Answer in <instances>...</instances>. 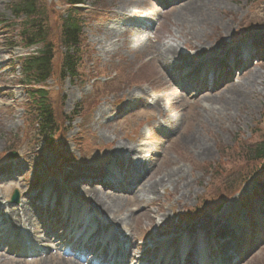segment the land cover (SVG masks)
Masks as SVG:
<instances>
[{"label": "rangeland", "instance_id": "rangeland-1", "mask_svg": "<svg viewBox=\"0 0 264 264\" xmlns=\"http://www.w3.org/2000/svg\"><path fill=\"white\" fill-rule=\"evenodd\" d=\"M86 1L87 6L83 11L86 25L81 49L82 59L75 79L60 76L65 56L62 18L67 6L62 0L38 2V13L42 19L40 28L46 35V42L52 46L54 58L52 76L46 82L45 88L50 93V104L56 114L58 126L62 131L66 127L69 130L67 140H63V136L59 137L64 151L67 152V156L61 157L58 149L36 138L35 125L30 115L35 111L31 106V90L33 88V92H37L40 86L30 88L25 86L20 74V61L18 63L15 61L16 58L22 59L21 57L41 49L42 45L29 50L20 49L22 45L19 42L18 47L13 50L9 46L12 38L20 34L23 37L25 32L27 35H24L23 43L27 44L25 42L32 37V32L39 28L34 29L33 23L25 17L16 20L9 8L10 0H0V171H14L15 175L11 180L0 179L1 205L6 209H16L20 216H23L20 207L25 205L30 213V220L22 218V226L25 228L19 231L24 233L26 230L29 231L32 221L36 225L32 231L37 232L40 225L26 201L24 196L26 190L48 185L57 189L51 188L53 191H59L61 195L68 192L72 196L81 195L82 201L86 200L90 204L87 217L96 225L94 227L92 224L91 229H86L85 226L82 228L89 235L98 232V228H106L107 230H101L103 234H100L103 239L108 240L116 231H120V228L112 223L114 220L109 217L112 214L105 209L97 206L102 213L97 212L103 215H98L94 209L91 210L95 203L88 192L93 190L96 192L93 194L98 193L101 202L118 201L121 208L118 216L128 219L130 225L121 232L128 237L132 235L131 242L145 238L147 231L151 229L154 230L152 235H155L158 224L164 221V217L169 219L171 225L189 224L192 219L195 221L194 227L206 219L211 222L210 226L213 224L211 228L213 237L208 240V246L214 245L211 240L226 237L225 252H234L239 231L234 232L230 227L234 234H229L227 223L230 217L215 219L212 218L211 211L219 208L218 211L221 212L223 207L237 196L235 195L237 192L240 191L242 194L243 190L247 189V184L252 188L258 183L257 181L244 184L243 179L253 176V173L263 165L261 162L247 159L246 154L249 153L251 146L264 138V63L258 68L251 69L248 75L245 76V73L244 77L235 82L242 93L240 100H234V93L228 92L230 88L221 90L218 95H209L206 92L211 90L204 88L199 94L202 98L192 103L178 96L184 94L193 98L195 92L190 90L182 93L181 89L174 85L179 77L176 70L179 69L170 68L169 74L172 77L170 81L167 71L159 67V60L153 59L152 53L157 49L162 57H165V52L175 50V55L185 53L195 56L187 68L211 62L213 59L210 61L205 57L217 46H221L222 50L213 52L210 56L218 54L220 56L224 51L228 53L247 37L264 36V0H221L220 7H215L218 1L212 0L213 7H206L204 13L201 9L198 13L189 14L190 19L201 18L204 15L193 25L191 21H185L189 17L184 21L178 19L176 8L166 10L157 8L155 12L156 6L151 0ZM208 1L210 0H206V6ZM120 12H126L134 17L140 14L153 17L156 27L149 35L146 33L148 38L138 33L135 35V32H132L133 28L129 27L134 17L128 21L127 16L121 15ZM154 12L157 17L151 15ZM117 22L125 24L119 31L116 28ZM136 36L143 42L135 47L130 44ZM201 46H206L203 54L196 50ZM146 59L152 62L147 64ZM173 72L175 73L171 76ZM95 78L97 79L94 80ZM108 78L114 80L109 82ZM133 91L139 93L141 98H146L148 103L140 100L131 104L134 108L129 106L125 110L122 108L114 111V104H119L122 99L128 100L129 93ZM143 92L145 95H142ZM155 96L165 101L162 102L164 110L161 114L157 108L148 106L151 101L156 100ZM73 112H81L83 116L70 123L66 117ZM162 121L177 122L179 135L176 137L162 135L160 131L163 128L159 123ZM80 133L84 136L81 139V147L72 141V138L78 137ZM137 134L139 140L142 137L141 141L135 140ZM188 137L196 139L199 145H189L190 141L186 140ZM138 143L144 146L142 147L144 159L153 154L149 170L150 178H153L151 181L161 179L166 171L171 172L167 178L172 180L159 189L156 202L153 197L139 195L138 190L130 198L128 196L132 192L122 194L120 191L123 190L119 189V193H116L100 184V177L92 174L91 168H95L97 172L104 169L105 162L102 161H105L110 152L118 156L125 155L123 146L135 147ZM105 147L108 149L104 151ZM202 149L208 150L210 154L206 157L198 155ZM106 151L109 152L103 154ZM12 154H16L14 159H11ZM146 154L149 156L145 157ZM127 157L119 159V162L115 161L119 178L123 177L118 183L121 187L128 186L130 180L132 182L134 180L130 176L124 177ZM65 158L69 161L65 172L63 168L57 171L59 168L57 164H62ZM180 169L184 172L182 176L179 174L175 176L176 178L172 177V173L177 171L175 175ZM141 170L132 174L136 177ZM60 171L63 174L60 175ZM68 174L74 179V183L67 181ZM16 189L23 197L18 205L11 206L10 198ZM259 191L262 192L260 189ZM82 201L78 199L77 203L81 205ZM233 202L238 206L240 199L235 198ZM255 202L259 204L256 196ZM147 206L150 207L149 213L141 214L142 209ZM247 206L251 208L250 204ZM262 207L263 204L259 209L257 207L258 213L263 212ZM82 208L81 205L80 209H72L73 216L79 217L83 213ZM213 216L215 217L214 214ZM251 218L254 217L248 213V219ZM242 219H245L243 213L235 217L238 223ZM262 221L260 219L255 227V223L253 224L251 233L246 238L251 248H255V245H252V238L258 242L262 240V244L257 246L256 252L249 259L240 264H264ZM3 226L7 228L8 224ZM215 229L218 230L216 234ZM220 230L223 232L218 237ZM35 236L41 235L37 233ZM44 239L42 235L39 240L42 243L37 244H47ZM146 242L148 241L145 240L144 243ZM150 244L141 243L139 252L148 249ZM124 245L121 249H124ZM52 247L56 246L51 244L45 249V253L24 258L14 255L6 244H2L0 264L79 262L75 257L61 252L56 251L57 255L53 254L54 252L47 253L46 251L52 250ZM157 253L155 251L153 255L156 256ZM141 263L146 262L138 264ZM79 264L90 262L82 261ZM127 264H133L131 258H128Z\"/></svg>", "mask_w": 264, "mask_h": 264}, {"label": "bare ground", "instance_id": "bare-ground-1", "mask_svg": "<svg viewBox=\"0 0 264 264\" xmlns=\"http://www.w3.org/2000/svg\"><path fill=\"white\" fill-rule=\"evenodd\" d=\"M217 1L218 2L215 1L216 3H215L214 6L215 7H220V5L222 4L221 0H217ZM205 4H206V0H194L192 2L184 3L181 6L179 5L178 8H176V10H177V14H176L177 18L178 19H182L184 21V19L186 17L187 18L189 17V19H187L185 21H187V22L191 21L192 25L195 24V23H198V21L201 20L204 15L201 18L190 19L189 14L193 15L195 13H198V12L201 11V9H202V11L204 13L206 7H213L212 0L208 1V3H207L208 5L207 6ZM198 6H202V7L199 8ZM195 36L198 38L197 35H195ZM141 42H143V41H140L139 37L136 36V38H134L132 40L130 45H133V46L136 47L137 45L141 44ZM207 48H212V47H207ZM205 49H206V46H201L200 48H198L196 50L199 51V52H202L201 54H203ZM220 50H222L221 46H217L216 48H213V50H211V51L208 50V51H210V54L209 55L207 54V57H205V58H209L210 55L213 52H218ZM152 54H153L152 55L153 59L159 60V62H158L159 67L163 68L165 71H167L170 68H174V69L181 68V69H183L185 67H182V66H184V65L188 66L191 63V61L195 59V56H193V55L189 56L188 54H185V53H179V54L175 55V50H172V51H170L168 53L165 52V57H162L160 51L157 50V49ZM151 62L152 61H149V60L146 59V63L147 64L151 63ZM234 65L236 66L237 62H234ZM153 66L154 65H151V67H153ZM198 70H199L198 67L194 68V72H196ZM213 71H214V69H212V73H213ZM217 79H219V77H217ZM191 87L192 86H191L190 83L186 86L187 89L191 88ZM200 87H202V85ZM228 92L229 93H234V100H236V101H238V100H240L242 98V93L239 90V87H237V86H232L228 90ZM131 95H132L133 98H139V94L136 93V91H133L131 93ZM173 97H175V96H173ZM210 100H209V102H210ZM158 105H159V102H156L154 104V106H158ZM165 124L167 125V127L169 129V130H167L165 132V134H168L169 136H172L173 131L175 129V123L169 121V122H166ZM186 140L190 141L189 145H192V146L193 145H199L197 143V140L192 138V137H188V139H186ZM122 150H123V152H126L128 154L137 153L138 152V149L136 147H132V146H123ZM118 151H120V149H118ZM128 154L125 155V156H128ZM209 154H210V152L208 150H206V149H202L201 151L198 152V155H200L202 157H206ZM108 156H111V157H123V158L125 157V156H121V155L118 156V154H116L114 152L112 154L110 152V154ZM129 160L130 159L128 158L127 161L129 162ZM133 166H134L133 163L129 162L128 167L133 168ZM175 172H177V171H175ZM174 173H172V177L176 178L175 176H179V174L182 176V173H184V172L180 169L177 174L174 175ZM170 174H171L170 171H166L165 175L161 179L154 180V181H151L153 178H150V179H148L146 181H144V179L143 180H139L140 186L137 188L138 189V194L142 195V196L144 194L145 196L153 197L154 198L153 200H156L157 199L156 197H158L157 194L159 193V189H161L163 186H165L168 183V181L172 180V179H168L167 178V176H169ZM67 181H69L70 183H74L73 182L74 179L71 178V176L69 174L67 175ZM88 193H90V195H92V201L95 203L96 207L99 206L102 209H105L108 213L112 214V216H109V217L112 220H114V222L112 221L113 224H118V225H120L121 228H123V226L126 227V228L130 226L129 223H128V219H126L125 217L118 216V213L121 212V208L118 205V201L117 200H111L110 202H105V201L101 202L99 195L93 194L92 192H88ZM228 208H230V209L233 208V203H231L228 206H226V208L223 210L224 214H226V210ZM0 209H4V208L1 207V204H0ZM21 209L23 211V216L25 218H29L30 215H29L27 209H25V207H22ZM149 209H150L149 206H147L146 208L144 207L142 209V211H141V214L149 213ZM7 219L10 221V223H12L11 224L12 228H16L20 224L19 213L17 212L16 209H11L10 214H6V213L2 214V220L5 221ZM163 219H164V221L163 222L161 221L158 224V228H157V230L155 232V235H152V232L154 231L152 229L149 230L148 234H150V236H152V237H158V238L165 239L166 242L169 241L171 239V237H174V234H175V237H179V235L182 234L181 235L182 238H181V241L179 243H181V245L184 246L183 251H185L187 249L186 245H190L188 240H191V242H192L193 235H195L196 237H198L199 233H202V234L206 233V235H209L207 232L210 230L211 226L209 224L211 222L207 221L206 219H204L203 222H199L195 227L193 226L194 223L189 224V225H186V224L171 225L170 222H168L169 219L167 217H164ZM54 225H56L55 221L50 223V224H48L46 226V232L50 233V238H51L49 243H54V241L52 239V236H51L54 233V231L52 230ZM238 228H239V226H238ZM189 236H191V238H189ZM152 237L150 239H152ZM24 238H25V240L21 241V243H23L22 246L29 250V248H27V245H30L35 250L36 248L33 245V241L29 240L27 237H24ZM174 243H175V241L173 243H171L172 247L176 248V246H174ZM171 244H167L166 248L168 246H171ZM250 245L251 244H249V243L245 244L242 247V250L246 251L250 247ZM30 250H31V248H30ZM101 251H102V249L99 250V252H101ZM243 251L240 254H242ZM187 254L188 253H186V256H187ZM143 257L144 256H142V255L139 256V258H143ZM167 258L171 259V257H167ZM164 259H166V258H163L161 260L160 264H163L162 262H163ZM187 259L188 258L185 257L184 264H186ZM178 260H181V259H178ZM67 264H75V263L67 262Z\"/></svg>", "mask_w": 264, "mask_h": 264}, {"label": "trees", "instance_id": "trees-1", "mask_svg": "<svg viewBox=\"0 0 264 264\" xmlns=\"http://www.w3.org/2000/svg\"><path fill=\"white\" fill-rule=\"evenodd\" d=\"M70 8L67 11L66 17L63 18L62 23V39L67 50L64 57V64L62 67V75L76 76L77 66L80 60L81 50V38L83 34L84 21L79 15V10L74 6L82 3L84 0H64ZM12 13L16 19L25 17L28 21L33 23V28L39 29L33 34L34 37L30 45L42 43L43 48L37 56H32L27 60V64L24 67L27 79L36 80L37 82H43L50 77L52 71V46L46 42V35L41 30L42 19L38 13L39 0H10ZM63 2V0H62ZM31 31H33L31 29ZM24 35H27L25 32ZM31 39V38H30ZM72 51V53H70ZM38 100L35 101L39 109V116L36 119H43L41 123L42 133H50L53 130L54 110L48 104L47 92H37ZM40 134L44 136V134ZM47 136H50L47 134ZM51 142V141H49ZM247 159L254 160V162H261L264 166V138L261 142L257 143L254 147L249 149V153L246 154Z\"/></svg>", "mask_w": 264, "mask_h": 264}, {"label": "water", "instance_id": "water-1", "mask_svg": "<svg viewBox=\"0 0 264 264\" xmlns=\"http://www.w3.org/2000/svg\"><path fill=\"white\" fill-rule=\"evenodd\" d=\"M15 199L17 200V197H15Z\"/></svg>", "mask_w": 264, "mask_h": 264}]
</instances>
